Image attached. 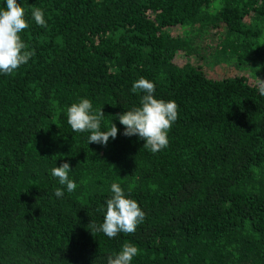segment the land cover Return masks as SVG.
Instances as JSON below:
<instances>
[{"label": "trees", "instance_id": "trees-1", "mask_svg": "<svg viewBox=\"0 0 264 264\" xmlns=\"http://www.w3.org/2000/svg\"><path fill=\"white\" fill-rule=\"evenodd\" d=\"M0 264H264V0H0Z\"/></svg>", "mask_w": 264, "mask_h": 264}, {"label": "rangeland", "instance_id": "rangeland-1", "mask_svg": "<svg viewBox=\"0 0 264 264\" xmlns=\"http://www.w3.org/2000/svg\"><path fill=\"white\" fill-rule=\"evenodd\" d=\"M173 32L179 33V30L174 29ZM177 61L178 63L181 64L182 58L179 57ZM226 63L227 62H220L219 64L207 65V68H206L207 74L212 78H221L223 76H231L238 72V70L226 65Z\"/></svg>", "mask_w": 264, "mask_h": 264}]
</instances>
